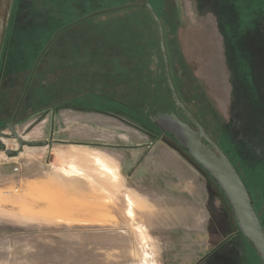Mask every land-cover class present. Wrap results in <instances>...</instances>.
I'll return each mask as SVG.
<instances>
[{"label":"rangeland","instance_id":"obj_1","mask_svg":"<svg viewBox=\"0 0 264 264\" xmlns=\"http://www.w3.org/2000/svg\"><path fill=\"white\" fill-rule=\"evenodd\" d=\"M131 1L138 0H0L1 91L7 95L5 79L15 76L20 94L59 27ZM153 3L167 23L177 90L235 162L264 224V0ZM155 22L132 8L100 15L63 32L43 55L36 90L58 101L20 116L14 128L29 141H54L25 145L15 156L0 145V264H264L217 182L155 124L159 112L191 124L169 87ZM111 36L119 37L124 54L104 48L113 44ZM77 43L88 54L77 57L84 67L70 54ZM97 48L105 68L90 54ZM80 71L89 81L74 83ZM101 71L105 78L92 76ZM101 89L124 97L139 91V101L133 98L149 120L106 107L91 96ZM74 96L80 98L70 101ZM4 107L8 118L13 102ZM4 140L19 147L16 138ZM58 146L59 156L52 151Z\"/></svg>","mask_w":264,"mask_h":264},{"label":"water","instance_id":"obj_2","mask_svg":"<svg viewBox=\"0 0 264 264\" xmlns=\"http://www.w3.org/2000/svg\"><path fill=\"white\" fill-rule=\"evenodd\" d=\"M135 6L147 7L158 24L160 46L168 84L177 104L191 119L194 126L182 121L175 114L162 112L155 115V124L173 136L179 145L188 151L193 159L217 182L219 188L224 193L226 201L232 208V212L239 224L242 234L252 243L264 260V227L254 207L249 189L227 153L209 134L207 129L189 107L182 101L171 74L164 24L150 0H143L142 3H127L121 6L92 12L82 17L81 20L99 13ZM14 126L15 124L13 121L10 125L11 136L19 140L21 148L25 145H47L45 141H29L23 139L21 136L19 137ZM206 142L209 143L211 147L207 146ZM7 153L8 155L15 156L17 151L8 150Z\"/></svg>","mask_w":264,"mask_h":264},{"label":"trees","instance_id":"obj_3","mask_svg":"<svg viewBox=\"0 0 264 264\" xmlns=\"http://www.w3.org/2000/svg\"><path fill=\"white\" fill-rule=\"evenodd\" d=\"M142 2H143V0H138V1L124 2V3H121V4L114 5V6L113 5H107V6H103V7H100V8H96V9L90 10L86 15H88V14H90L92 12H96V11L103 10V9H107V8H113V7L121 6V5H124V4H127V3H142ZM150 2L153 5V7L155 8V10L157 11V13L160 16V18L162 19L163 24L165 26V29H167V23H166V21H164V18L162 17L163 16L162 12H160L158 10V8L156 7V5L153 3V0H150ZM131 8L132 9L146 11V15L148 17H151L154 20V22L156 21L154 19L153 15L151 14V12L149 11V9L147 7L135 6V7H126V8H121V9H117V10H111V11L104 12V13H99V14L94 15L92 17H89V18H86V19L81 20L82 17L86 16V15H84V16L79 17L76 20H72L71 19L69 22L65 23V25H63L62 27H59L57 30H55L54 33L51 35V37L48 39V41L45 44L43 50L40 52V54L36 58L35 63H34V66L32 68L34 71L31 72L32 74H30V76H28L27 79L24 82H22L21 89H20V94L19 95H18V92L16 91V85L20 81V78L19 79L18 78H15V76L13 78L9 79V80H8L9 76L6 77V79H5V84H6L5 85V90L8 91L7 92V95H5L3 93L4 90L1 91V89L3 88V87L1 88V85L3 83V77L5 76L2 73L3 72V69H4V65H5V58L3 57L4 51L2 50L1 51V55H0V131L3 130L4 128H7V127L10 128V125L13 123L12 119H13L14 116H15L14 124H17V120H20L19 119L20 116H22L21 118H23V117H27L28 115H32V114H36V113L40 112L44 108V106H42V103L43 102H47V103L53 102V103H56V101H58V100H56L57 97L53 93L47 94L49 96H47L46 98H44L43 96H45V92L42 91L43 90L42 87L40 89V93H39L38 90H36V86L38 84L35 83V80H36V78L38 76L37 75L36 68L39 65V63L42 61L43 55H45V53L52 47V45L54 44L55 40L63 32H65L66 30L72 29V28H76V27H78V25L84 24L86 21H88L89 19H92L94 17L100 16V15H105V14H110V13H115V12H119V11L126 10V9H131ZM155 23H156V25L158 27L157 22H155ZM158 33H159V28H158ZM165 33H167V32L165 31ZM105 35L107 37L108 36V33H105ZM110 39L113 40V44L112 45H108V46L105 45L104 48L107 49V47H108L109 48L108 49L109 51L114 52L113 54H115V52L116 53L119 52L121 54H124V51H125L124 45L119 44L121 42V40L119 39V37L111 36ZM159 41H160V36H159ZM113 46L115 48H112ZM160 48H161V46H160ZM3 49H5L4 46H3ZM100 49H102V48L93 49V50H91L92 52L90 54L94 56V59H95L96 63L97 64H100V67H104L102 65L103 64L102 60H104V58H103L104 54L100 53L101 52ZM85 50H86L85 45H83L82 43H79V44L77 43V46L75 44V47L73 49H71V53H70V54H72V57H74L75 61H77L76 62L77 65H80L81 67L82 66L83 67L85 66V62L82 61L81 58L80 59H77V57H78V55L80 57H82L83 55H86L88 57L87 51H85ZM81 62H82V64H81ZM28 70L29 69H26L24 73H27ZM24 73H21V74H24ZM67 76L70 77L72 75L68 74ZM92 76H95V78H99V76H101V78H105L106 77L105 76V72L102 73V71L99 72L98 74H94L93 73ZM121 76L118 75L117 76L118 79H120ZM88 78H89V75L85 71L84 72L80 71V72H76V74L74 75L73 80H74V83H81L82 80H85L86 81ZM60 81L61 80L57 81V83L60 82ZM87 81H89V80H87ZM57 83L56 82H53V84H57ZM105 85H107V84H105ZM139 93H140L139 91L138 92H132V94L130 92L129 94H127L126 97H124V95L122 93H120V91H115V92L114 91H111V90L104 91L103 89H101V91H99V92H91V96H98V97H100V99L103 98L106 101V102L104 101L105 106L106 105L107 106H114L116 109L122 110L126 114H129V115L134 116V117H136V116L138 117L139 116V118L141 120H143V121H144V119L145 120H149V117L150 116H149L148 112L146 110L145 111L144 110H141L140 109V105L135 101V100L139 101ZM178 93H179V95L181 97L180 91H178ZM35 95H37L38 97L36 98ZM133 95H134V97L136 95V99L135 100L133 98ZM78 98H80V97L74 96L73 98L70 99V101L76 100ZM8 99H10V100H8ZM181 99L184 102V100H183L182 97H181ZM8 101H12L13 102L14 112H13V114L10 117L7 118V116H4L3 115V112L5 111L4 104L6 102H8ZM57 104L59 105L60 103H57ZM56 105L53 104V106H55V107H56ZM189 109L191 110L190 107H189ZM194 115L200 120V122L202 123V125L207 129V127L204 125L201 117H199V115L197 113H194ZM189 121L194 126V124H193V122L191 121L190 118H189ZM207 131H208V129H207ZM209 134L211 135L210 132H209ZM206 144H207V146H210L211 147V145L209 143L206 142ZM222 149H223V147H222ZM227 155L229 156L230 160L232 161V163L236 167V164L233 161V159L231 158V156L228 153H227ZM238 172H239V170H238ZM240 175L243 178V180H244L247 188L249 189V192H250L251 197H252V200H253L254 207H255V209L257 211L258 208H257L256 202H255V199H254V197H253V195H252V193L250 191L249 185H248V183L246 182V180L244 179V177L242 176L241 173H240ZM222 194L224 195L223 192H222ZM224 198H225V196H224ZM227 204L229 205L228 202H227ZM230 208H231V206H230ZM257 213H258V211H257ZM239 229H240V227H239ZM260 257H261V260L264 262L261 254H260Z\"/></svg>","mask_w":264,"mask_h":264},{"label":"crops","instance_id":"obj_4","mask_svg":"<svg viewBox=\"0 0 264 264\" xmlns=\"http://www.w3.org/2000/svg\"><path fill=\"white\" fill-rule=\"evenodd\" d=\"M8 18V17H7ZM5 29H6V25H5V27H4V31H5ZM1 50H2V44H1V46H0V55H1ZM51 136H52V134H51ZM24 139V138H23ZM50 138H48V140H49ZM41 141H44V140H41ZM51 141L52 142H49V141H46L45 140V142H47V146H49V145H51L52 143H53V141H54V138L52 137V139H51ZM61 142L62 143H60L61 145H64L63 144V142H65V140H61ZM61 149H62V147H57L56 148V150H52V151H55L56 152V155L57 156H59L60 154H61ZM57 156L54 158V163L56 162V163H58V161H57ZM3 158V157H2ZM1 158V159H2ZM3 160V159H2ZM95 160H96V162L98 163V164H100L101 166H103V168H104V170L107 172V173H109V174H112V175H115V177H117L118 175H117V171L116 170H114L113 171V168H108L107 167V163L104 161V159L103 158H101L100 157V155H96L95 154ZM2 164H0V166H1ZM2 168V167H1ZM71 170L73 171V172H79V170H78V168H76L74 165H72L71 166ZM116 171V172H115ZM71 172V171H70ZM116 173V174H115ZM41 179H43V177H41ZM39 184V183H38Z\"/></svg>","mask_w":264,"mask_h":264},{"label":"built area","instance_id":"obj_5","mask_svg":"<svg viewBox=\"0 0 264 264\" xmlns=\"http://www.w3.org/2000/svg\"><path fill=\"white\" fill-rule=\"evenodd\" d=\"M1 136L3 137V138L0 137V145H1V149H3V150L5 151V153H6L7 156H9L8 153H7L8 150L19 151V149H20V144H19V147H15V148H9V147L5 146V140H4V137H6V138H14V137L11 136V133L7 134V133H5V132H2V135H1ZM16 139H17V138H16ZM19 143H20V142H19ZM4 159H5V158H4ZM15 169H18V168H15Z\"/></svg>","mask_w":264,"mask_h":264}]
</instances>
